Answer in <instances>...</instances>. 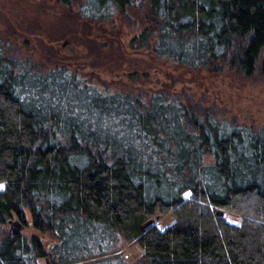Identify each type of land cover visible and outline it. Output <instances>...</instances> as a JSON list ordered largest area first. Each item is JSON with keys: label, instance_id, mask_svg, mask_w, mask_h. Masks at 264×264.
Listing matches in <instances>:
<instances>
[{"label": "trees", "instance_id": "obj_1", "mask_svg": "<svg viewBox=\"0 0 264 264\" xmlns=\"http://www.w3.org/2000/svg\"><path fill=\"white\" fill-rule=\"evenodd\" d=\"M54 2L82 28L118 16L140 30L131 48L189 72L264 79V0ZM19 24L1 16L0 264H264L263 129L167 87L111 90L60 51L24 53L2 32Z\"/></svg>", "mask_w": 264, "mask_h": 264}, {"label": "rangeland", "instance_id": "obj_2", "mask_svg": "<svg viewBox=\"0 0 264 264\" xmlns=\"http://www.w3.org/2000/svg\"><path fill=\"white\" fill-rule=\"evenodd\" d=\"M75 9H65L54 0H0V19L4 14L16 16L20 22L15 27L16 35L8 30L2 32L20 43L29 42L30 45H23L24 53H34V45L37 51L51 57L54 51H60L65 55L60 60L70 69L109 84L111 90L134 93L142 90L150 94L167 87L172 93L189 94L192 99L202 100L205 106H214L220 121L254 131L264 130L263 78L256 76L245 80L225 71L189 72L167 60L156 59L146 50L131 48L132 39L140 33L138 27L130 29L114 16L112 22L102 26L87 25L83 29L77 20H73ZM40 41L44 44L41 48ZM36 58L42 59L39 55ZM225 219L235 225L240 222L237 216L230 214H226ZM171 223L172 217L168 215L154 225L161 230ZM121 253L128 263H133L140 257L141 250L131 242ZM40 264H44L43 261Z\"/></svg>", "mask_w": 264, "mask_h": 264}, {"label": "water", "instance_id": "obj_3", "mask_svg": "<svg viewBox=\"0 0 264 264\" xmlns=\"http://www.w3.org/2000/svg\"><path fill=\"white\" fill-rule=\"evenodd\" d=\"M141 6V5H140ZM223 211L218 210L217 211V215L219 216H223ZM160 220L159 216H156L154 219L148 220L142 227L141 229L144 230L146 227L150 226V225H154L155 222H158ZM9 225V230L10 233L13 236L18 235L21 231H22V226L19 222H17L16 220H11L8 222ZM46 264H48V261L46 260Z\"/></svg>", "mask_w": 264, "mask_h": 264}, {"label": "bare ground", "instance_id": "obj_4", "mask_svg": "<svg viewBox=\"0 0 264 264\" xmlns=\"http://www.w3.org/2000/svg\"><path fill=\"white\" fill-rule=\"evenodd\" d=\"M188 195H189L188 193L185 194L186 197H187Z\"/></svg>", "mask_w": 264, "mask_h": 264}]
</instances>
